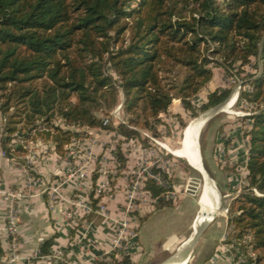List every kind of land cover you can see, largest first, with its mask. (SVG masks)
Instances as JSON below:
<instances>
[{
    "label": "trees",
    "instance_id": "16d2710c",
    "mask_svg": "<svg viewBox=\"0 0 264 264\" xmlns=\"http://www.w3.org/2000/svg\"><path fill=\"white\" fill-rule=\"evenodd\" d=\"M251 59L261 73L244 83L250 92L241 91L240 99L255 104L256 113L246 116L245 184L229 203L224 243L247 262L263 264L264 0H0L1 149L34 175L24 159L30 143H51L63 157L83 137L80 129L108 130L124 141L141 140V131L160 137L159 116L174 100L196 118L229 97V89L217 88L196 106L213 78L210 65L240 74ZM118 105L124 122L103 127L101 117ZM116 156L124 168L119 148ZM144 190L156 209L172 206L171 187L147 180ZM88 197L90 219L101 194ZM52 244L45 241L40 254L49 255Z\"/></svg>",
    "mask_w": 264,
    "mask_h": 264
},
{
    "label": "crops",
    "instance_id": "0c3cea01",
    "mask_svg": "<svg viewBox=\"0 0 264 264\" xmlns=\"http://www.w3.org/2000/svg\"><path fill=\"white\" fill-rule=\"evenodd\" d=\"M183 111L179 100H174V107L160 114V120L163 124L171 117L168 112L182 116ZM195 126L197 124L189 129L187 140L195 133ZM1 129L0 117V139ZM85 132V137L72 141L63 157L54 152L51 143H30L24 159L32 167L34 175L24 165L7 158L0 145V264H45L40 256L47 257L51 264H70L73 261L79 264H115L112 258L121 260L124 256L129 258V264H164L193 235L196 223L203 220L209 223L187 256L184 255L175 264H236L240 252L234 253L236 256L239 254L236 258L232 257V252L228 251V245L224 243L228 230L227 220H214L223 209V200L219 197L227 192L221 181L214 179L207 171V167H204L203 172L214 182L211 180L213 184H207L203 178L198 200L195 195L187 192L188 181L182 193L180 187H175L178 175L173 169L179 168L180 173L187 171L184 165L177 163L171 167V171L166 168L165 172L171 180L169 186L172 193H180L172 206L156 209L155 200L145 191L143 199L137 201L133 211L126 216L123 205L129 186L128 174L136 163L149 162L147 150L139 145L138 140L124 141L115 132L104 129H86ZM16 143L20 142L16 140ZM137 144L139 146L136 151L130 154V148ZM117 148L126 160V166L122 169L116 156ZM164 148L168 151L166 146ZM238 154L244 162V151L239 150ZM192 156L195 158L193 151ZM176 158L191 168L189 161ZM163 161L167 164L169 159ZM68 166L84 169L86 176L80 187L71 179L63 183ZM117 173L120 174L115 177ZM93 175H97L95 181ZM111 181H114L112 186ZM59 184L61 197L53 199L50 188ZM10 191H22L26 196L14 203L18 217L15 236L9 235L7 231V203L2 198V193ZM92 191L94 197L101 194L98 205L106 208L108 217L97 211V215L90 219H87V215L68 218L77 197L90 202L88 195ZM124 219L128 220L130 227L136 229V236L130 240L123 256L120 249L113 248V243L116 234L114 222ZM50 239L53 244L49 255H41V245ZM56 255L58 258H55ZM13 257L15 261L10 263Z\"/></svg>",
    "mask_w": 264,
    "mask_h": 264
},
{
    "label": "rangeland",
    "instance_id": "374dc122",
    "mask_svg": "<svg viewBox=\"0 0 264 264\" xmlns=\"http://www.w3.org/2000/svg\"><path fill=\"white\" fill-rule=\"evenodd\" d=\"M209 67L213 72V78L208 84V86L203 89L198 95L197 100L195 101L196 106L204 103L207 93L217 88L230 90L229 101L232 98L234 100L235 92L239 91L238 97L240 101L238 100V102L233 107L232 103L231 107L228 109L227 112H224L223 110L218 111L212 118L208 119L207 122L202 126L198 138V145L201 153L203 170L207 167V171L210 172L214 179H219L221 181V184L224 185L225 190L227 192L224 195L221 194V197H219L223 200V209L221 215L214 217V220L217 218L228 220V214L224 215L223 211L224 208L229 205L230 201L234 197H236L238 193L242 192V188L245 184L244 168L247 161V151L249 147L248 138L246 137V131L250 128L251 123L248 119H246V116H241L239 114V111L249 113L250 115L256 113V105L249 101L241 100L240 93L244 90L250 92L249 86L243 85L247 80H252L254 79L253 77L259 76L261 70L259 62H257L255 59H251V63L243 67L242 72L240 74H237V70L234 69L231 72L232 74L228 75L221 67H216L214 64L210 65ZM119 101H122L121 94L119 96ZM250 105L253 106V109H250ZM118 107H121V105H118L108 115L102 116L101 119L108 117L112 120L113 127H116L119 123H121L119 119L124 122L125 116L122 110L118 109ZM171 107H174V101L172 102L169 109ZM205 112L200 113L196 118H191L188 112L183 111L181 112L182 116L179 117L185 125H188L190 122L197 119ZM168 114L171 116L170 119L168 118L166 122L160 124L157 127V131L160 137H153L149 132L141 131V140H138L140 142L139 145L141 147L146 148L149 161L155 160L156 158L160 159L161 164L170 171L172 169L171 167H173V165L177 163H180V165H184L187 168V171L185 173H180L179 168L173 169V171L176 172V174L178 175L177 179H175L174 185L175 187H180L181 190L179 191L181 193L183 191L184 185L187 181L189 182L190 178H199L200 185L198 186V189L196 190L195 194H193L195 195V199L198 200L201 193V186L203 184L202 175L199 172L193 170V168L186 166L187 164L185 162L177 159L175 156L171 155L167 150L161 147L162 145L170 149H176L180 152H188L189 154H192V144L190 139L187 140V134L189 132V129L192 127V125H195V123L192 124L189 128L185 129L182 138L183 129L180 125V120L175 114H172V112H168ZM197 126H199V124H197ZM197 126H195V129ZM85 130L86 129L78 130L83 134V137H85L86 135ZM145 133L147 134L145 135ZM143 143H145V145ZM139 145L137 144L136 147H131L130 149L132 151L130 154L133 155L134 151H136ZM239 150L244 151L246 157L244 162L243 159L240 157L241 155L238 154ZM164 159H169V162L167 161V164L164 163ZM140 163L142 162L140 161L136 163L135 166H133V168L131 169L130 173L128 174L129 180L132 177L131 172L136 171V168ZM168 180L169 184H171L170 178ZM210 180L214 182L213 179L210 178ZM178 194L180 195V193H175V197H177ZM226 233L227 234L226 236H224V240H227L229 238L228 230ZM128 244L129 243H126L125 246L121 247L120 251L123 253V256L125 250L128 249ZM227 249L228 251L232 252L230 254L232 257L236 258L237 256H239V254L237 256L234 254L235 252H237L236 246L234 244L228 245ZM249 256L253 259L255 258V256L251 253H249ZM255 259L257 263L258 260L257 258ZM235 263L256 264L253 262H247L246 258L242 253H240L239 258Z\"/></svg>",
    "mask_w": 264,
    "mask_h": 264
},
{
    "label": "built area",
    "instance_id": "2783aa9c",
    "mask_svg": "<svg viewBox=\"0 0 264 264\" xmlns=\"http://www.w3.org/2000/svg\"><path fill=\"white\" fill-rule=\"evenodd\" d=\"M238 96H239V91H236L234 94V101H233L232 107L238 102L239 100ZM118 109L121 110V107H118ZM250 109H253L252 105H250ZM239 114L241 116L250 115L249 113H244L242 111H239ZM119 120L121 123H123L121 119ZM101 121H102L103 127L110 125V124L112 125V120L109 119L108 117L101 119ZM161 147L164 148L162 145ZM154 169H159L162 173L166 174L165 173L166 168L161 164L160 159H157V158L155 160L149 161L148 163H145V162L140 163L137 166L136 171L131 172L132 177L129 180V186L126 189L125 201L123 205L124 215L127 216L131 211H133L135 207V203L143 199L144 194L146 193L144 190V186L147 180H153L155 181L157 185L163 188L170 187L160 174H157L154 172ZM65 174H66V179L65 181H63V183L70 179L75 180L77 182L78 187L81 186L86 176L84 169L82 168L74 169L71 166H68L66 168ZM59 187H60V184L56 185L55 187L50 188V194L53 199L56 197H61ZM25 197L26 196L23 194L22 191H17V192L10 191V192L2 193V198L7 203V215H6L7 231L9 235L11 236H15L17 223H18V217L14 209V203ZM166 199L174 202L176 200V197L171 191H169L166 193ZM228 210H229V205H227L224 208V211H223L224 215L228 214ZM91 211H92V207H91V203L89 202V200L83 199L78 196L76 201L72 203L71 210L67 216L68 218H79L80 216L83 217L85 215H88ZM98 212L99 214H102L108 217L106 215L107 214L106 208L103 205H98ZM114 224H115L116 234H115V239L113 243V248L121 250L122 246H125L126 243H129L130 240L136 236V229L130 227L129 222L126 219L115 221ZM55 258H58V256L56 255ZM40 259L45 261V264H51V261L45 256H40ZM14 261H15V257L10 259V263H13ZM70 264H79V262L73 261Z\"/></svg>",
    "mask_w": 264,
    "mask_h": 264
},
{
    "label": "water",
    "instance_id": "95a60500",
    "mask_svg": "<svg viewBox=\"0 0 264 264\" xmlns=\"http://www.w3.org/2000/svg\"><path fill=\"white\" fill-rule=\"evenodd\" d=\"M229 98H230V96L223 103L217 105L214 108L209 109L204 114H202L200 117L193 120V122L199 121V126L196 127L197 130L194 131L195 133L193 134V136L191 137L190 140H191L192 151H193L194 156H195L196 164L197 165L199 164L202 170H203L202 158H201V153H200V149H199V145H198V138H199L200 130H201L202 126L207 122L208 119L212 118L218 111L222 110V107L229 100ZM29 134H30V131L27 132L26 134H18L17 136L21 137V138H27L29 136ZM189 165L191 166V168H193V170L200 173V171H199V169H197L196 165L195 166L191 165V164H189ZM199 185H200V179L199 178H194V177L190 178L189 183H188L187 192L192 194V195L195 194ZM207 223H209L208 220L207 221L203 220V221L196 223V227H195L193 235L164 264L174 263V262L178 261L180 258H182L184 255L187 256L188 251L196 243V241L198 240V238L201 234V231L205 228Z\"/></svg>",
    "mask_w": 264,
    "mask_h": 264
},
{
    "label": "bare ground",
    "instance_id": "6f19581e",
    "mask_svg": "<svg viewBox=\"0 0 264 264\" xmlns=\"http://www.w3.org/2000/svg\"><path fill=\"white\" fill-rule=\"evenodd\" d=\"M229 101V100H228ZM226 102L225 103V105L223 106V108H222V110L224 111V112H227L228 111V109L231 107V105H232V103H233V98L232 99H230V101L229 102ZM199 124V121H196V122H192L191 124H190V126L192 125V124ZM198 127V126H197ZM196 130H197V128H196ZM192 137V136H191ZM164 147V146H163ZM167 149H168V152L169 153H171V154H173L174 156H176V157H179V158H181V159H187L188 161H189V163H191L192 165H196L197 166V169H199V171L202 173V175H203V178H204V181L207 183V184H209L210 182H211V180L208 178V177H206V174L203 172V170L201 169V167H200V165L198 164H196V160H195V158H193V156H192V154H189V153H180V152H177V151H174V150H172V149H169L168 147H167ZM216 198V197H215ZM176 262H174V263H171V264H175Z\"/></svg>",
    "mask_w": 264,
    "mask_h": 264
}]
</instances>
